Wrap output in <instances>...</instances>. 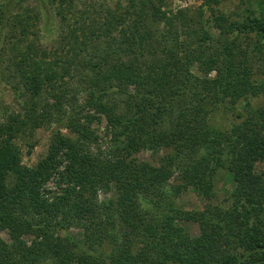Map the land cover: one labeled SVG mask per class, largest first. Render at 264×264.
<instances>
[{
    "label": "trees",
    "instance_id": "obj_1",
    "mask_svg": "<svg viewBox=\"0 0 264 264\" xmlns=\"http://www.w3.org/2000/svg\"><path fill=\"white\" fill-rule=\"evenodd\" d=\"M24 1L0 0L1 30L10 25L11 31L15 27L25 36L28 22L14 14ZM36 1L44 12L58 3L57 14L62 17L63 6L73 2ZM135 2L131 0L135 11L106 12L97 19L94 42L111 39L117 31L119 42L81 63L94 73V88L82 106L66 111V95L53 96L55 113L49 111L47 116L57 125L43 159L32 167L21 165V152L14 143L19 132L43 122L44 118L34 117L35 108L23 120L0 123V231H7L12 240L9 246L0 238V264H42L50 258L77 264H264V173L253 168L255 162L264 161V109H252L264 94V65L262 77L251 67L254 57L263 58L264 19L251 7L228 26L224 17L210 15L208 22L227 39L221 56L210 59L202 82L186 69L190 64L183 65L172 55L173 45L167 39L171 41L175 15L168 16L153 0L138 1L139 10ZM259 7L262 10L263 4ZM128 17L135 28H126ZM160 24L164 40L158 46L164 55L154 58L156 46L150 45L148 25L159 29ZM252 33L257 38L246 52L240 43ZM77 48L69 47L75 52L69 59L48 63L29 51L22 53L17 70L26 90L34 98L43 90L55 91L78 61ZM212 71L213 79L208 78ZM191 85L197 91L195 102L181 107ZM210 93L216 107L242 102L247 118L239 116L243 120L233 121L228 130L211 125L204 111ZM98 114L107 120L121 151L118 156L102 159L92 152L96 139L89 124L98 120ZM158 148L165 151L158 166L136 157L142 149ZM178 164L182 184L177 194L192 187L211 201L222 171L231 174L233 190L220 204L184 211L165 190L168 168ZM54 175L58 192L50 194L43 188ZM111 186L115 196L99 201L98 193ZM143 199L149 200L151 213L140 216ZM72 220L83 226L81 245L67 232ZM178 221L196 222L199 235L191 237ZM57 232L63 238L56 237ZM25 235L33 236L30 244L23 241ZM105 245L107 255L95 251Z\"/></svg>",
    "mask_w": 264,
    "mask_h": 264
},
{
    "label": "rangeland",
    "instance_id": "obj_2",
    "mask_svg": "<svg viewBox=\"0 0 264 264\" xmlns=\"http://www.w3.org/2000/svg\"><path fill=\"white\" fill-rule=\"evenodd\" d=\"M137 0L136 8L138 9ZM154 6L159 7L161 11L167 13L168 16L175 15L176 21L174 27L171 29V41L168 45H173V54L175 55L186 69L194 77H198L202 82L206 81L205 72L208 69V63L213 56H221L222 49L226 43L227 36L221 34L219 29L208 21L210 15L213 17H224L225 26L232 24L238 17H243L244 9L250 8L255 10L256 15L264 19V0H153ZM47 3V0H46ZM263 4L261 10L259 4ZM49 6V5H48ZM46 7L44 12L36 0H25L20 9L16 8L14 14L20 18H26L28 28L25 36H21L20 30L11 31L10 25L5 29L0 28V123L8 122L11 119L23 120L29 114V109H36L34 117L44 118L43 122L35 129L27 128L25 131L19 132L18 138L15 140L18 149L21 152V165L32 167L41 159H43L49 147L52 132L56 128V123L53 119H49L47 113H55L53 109L54 99L56 94H65V109L70 111L69 107H80L83 105L87 95L94 88V73H90L82 66L83 61L94 59V53H99L98 50L109 47H115L119 42V32L117 31L112 38L101 37L94 42V28H96V21L106 13L117 14L123 13L125 10L135 11L131 0H73L72 3H66L63 6V16L57 14L59 4ZM150 7L149 5H147ZM144 11H151L143 7ZM139 10V9H138ZM103 11V12H102ZM135 13H130L134 15ZM15 22V21H13ZM98 22V21H97ZM126 28H135L134 21L127 18ZM187 27H185V26ZM157 29L154 25H148L149 36L153 39L149 42L150 45L156 46V53L151 57H161L162 48L158 45L163 41V27L158 25ZM130 29V28H129ZM165 37V36H164ZM248 39L243 38L241 44L242 49L246 52L251 51L253 43L256 41V35L251 34L247 36ZM19 41V42H18ZM70 41V44L69 42ZM83 43L85 44H82ZM156 43V44H155ZM75 45L76 50L80 53L77 55L78 61L75 62L71 69L69 76H62L56 85L55 91L43 90L38 97H33L31 92L26 90L18 73L19 60L21 54L28 53L39 59H43L48 63L52 60L69 59L71 55L75 54L69 47ZM167 50V47H166ZM264 50V49H263ZM154 52V51H153ZM162 53V54H161ZM164 55V54H163ZM262 59L253 58L251 67L253 73L260 74L264 65V51ZM149 63L153 61L148 58ZM78 62L80 65L78 66ZM61 65L57 70L62 73ZM261 70V71H260ZM215 72H210L208 78L213 79ZM59 78V77H58ZM173 81V79L171 80ZM195 85V84H194ZM194 86H189V89L184 94L181 102V107L193 104L196 90ZM202 88V84L200 86ZM204 93V92H203ZM215 97L212 93L206 101L205 112L209 117L211 125L228 130L233 121L240 123L248 114L245 111L242 102L236 103L235 106L228 102L216 107L214 106ZM226 101V100H225ZM253 110L262 111L264 109V94L261 95L253 104ZM86 114V113H85ZM90 115H94L92 111ZM243 115L240 120L239 116ZM98 120H92L89 124L90 129L95 136V143L92 147V152L98 158H110L120 154L119 147L113 142L111 130L108 128L105 116L98 114ZM245 120V119H244ZM65 135H70L68 131L62 130ZM165 155L162 148L158 149H142L136 153V157L143 162L149 163L153 166L159 165V160ZM254 172L264 173V161H257L253 164ZM61 170V169H60ZM169 177L165 184V190L174 196L176 205L188 212H197L204 209L205 205L212 203L214 205L222 203L230 192L233 190L234 181L231 174L226 171L220 172L217 180V185L214 192V197L209 201L202 194V192L195 190L192 187L184 188L176 193V188L181 185L180 179V165L173 168H168ZM56 177L53 176L51 180L44 186L47 193H57ZM115 196L114 187L111 186L107 191H100L98 193V200L113 198ZM148 199H143L140 203V216L143 213H151V204ZM176 224L182 227L191 237L199 235L198 224L194 221H178ZM82 224L76 220H72L67 229L68 234L77 244H82L84 241V229ZM56 237L63 238L61 232L55 234ZM0 238L9 246L12 245L9 233L7 231H0ZM23 241L30 244L33 241V236H23ZM107 245L104 247H95V251L101 250L108 254ZM75 254L78 253L76 249H69ZM98 253V252H96ZM42 264H77L76 260L60 262L56 258H50Z\"/></svg>",
    "mask_w": 264,
    "mask_h": 264
}]
</instances>
